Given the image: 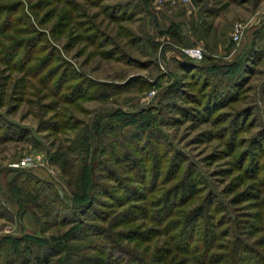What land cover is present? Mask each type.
Returning <instances> with one entry per match:
<instances>
[{
	"label": "rangeland",
	"instance_id": "1",
	"mask_svg": "<svg viewBox=\"0 0 264 264\" xmlns=\"http://www.w3.org/2000/svg\"><path fill=\"white\" fill-rule=\"evenodd\" d=\"M205 244L264 262V0H0V264Z\"/></svg>",
	"mask_w": 264,
	"mask_h": 264
},
{
	"label": "trees",
	"instance_id": "2",
	"mask_svg": "<svg viewBox=\"0 0 264 264\" xmlns=\"http://www.w3.org/2000/svg\"><path fill=\"white\" fill-rule=\"evenodd\" d=\"M184 57V56H183ZM185 58V57H184ZM186 60H188L187 58H185ZM82 180V179H81ZM83 184V183H81ZM78 185V184H77ZM82 186V185H81ZM80 186V187H81ZM85 196V194H84ZM87 196V195H86ZM90 198L91 196H88L87 200L90 201ZM68 211L71 212V214L73 212H75L77 210V207L76 205H72L71 208H66ZM71 222V221H70ZM74 223V222H72ZM244 245V244H243ZM243 245H239V246H235L233 248H229V257H226V259L224 260V263L223 264H249L247 263L248 262V258L246 257H242V255H240L239 253V250L242 251V252H250L248 251L246 248L243 247ZM209 247V245H204L203 246V255L201 258H203L202 260H204V264L206 262V260L210 259V255H208V252H206V249ZM30 248V247H29ZM39 262H45V259L41 258V259H38ZM240 262V263H239ZM260 262V263H259ZM258 263H252V264H264V262L259 261ZM27 262H25L24 264H26Z\"/></svg>",
	"mask_w": 264,
	"mask_h": 264
},
{
	"label": "built area",
	"instance_id": "3",
	"mask_svg": "<svg viewBox=\"0 0 264 264\" xmlns=\"http://www.w3.org/2000/svg\"><path fill=\"white\" fill-rule=\"evenodd\" d=\"M237 32L235 33V40H238ZM183 56L192 62H199L203 58L202 49L198 47H191L183 50Z\"/></svg>",
	"mask_w": 264,
	"mask_h": 264
}]
</instances>
